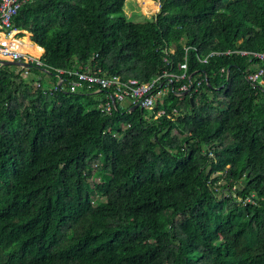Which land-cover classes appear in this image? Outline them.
Segmentation results:
<instances>
[{
    "label": "trees",
    "instance_id": "1",
    "mask_svg": "<svg viewBox=\"0 0 264 264\" xmlns=\"http://www.w3.org/2000/svg\"><path fill=\"white\" fill-rule=\"evenodd\" d=\"M124 1L32 0L13 17L49 72L0 66V264H264V90L245 55L197 58L264 51V0H160L142 20ZM185 45L207 82L151 109L102 111L67 73L53 87L85 65L148 81L179 71Z\"/></svg>",
    "mask_w": 264,
    "mask_h": 264
},
{
    "label": "built area",
    "instance_id": "2",
    "mask_svg": "<svg viewBox=\"0 0 264 264\" xmlns=\"http://www.w3.org/2000/svg\"><path fill=\"white\" fill-rule=\"evenodd\" d=\"M28 1L32 0H0V66L4 65V60L18 61L19 63L16 64L18 68L15 71L19 72L23 78H28L31 75L30 67L33 64L40 66L43 73L49 72V68L40 59L42 51L39 54H34L26 50L23 47L26 45V42L22 39L26 31L16 27L13 22V17L19 7ZM28 37V43L36 45L31 40L30 34H28ZM189 47L191 45H185L184 60L177 63V70L179 71L164 68L161 73L148 81H140L136 77L123 79L118 74L100 73L85 65L81 69L56 68L57 79L53 87H61L63 81L62 74L67 73L72 75V78L68 82V89L70 91L85 87L93 92H103V100L98 103V107L102 111L110 112L117 107L131 109L138 102L137 107L151 109L155 102L160 101L162 96L169 91H172L181 99L185 93L190 92L192 87L197 88L203 81L207 82L206 72H203L202 76L197 78L195 82L192 80L191 73L188 72V60L186 58ZM173 50V46L163 49L165 53L172 52ZM232 52L247 56L248 61L255 65L254 69L246 74V77L253 86H258L264 90V51L262 50L247 48L212 49L205 53L197 54V58L201 62H206L212 55ZM163 60L167 63L169 62L166 54ZM25 63H29L30 65H25ZM220 70L228 72V68L221 67ZM40 85L41 73H37L31 81V86L36 88ZM163 111V109L159 110L155 116L163 113Z\"/></svg>",
    "mask_w": 264,
    "mask_h": 264
},
{
    "label": "rangeland",
    "instance_id": "3",
    "mask_svg": "<svg viewBox=\"0 0 264 264\" xmlns=\"http://www.w3.org/2000/svg\"><path fill=\"white\" fill-rule=\"evenodd\" d=\"M159 5L160 0H152V2L148 3L146 2V0H125L123 4V12L129 19L142 20L145 18L153 17L154 14L158 11ZM26 35L27 34H24L23 37H25ZM8 66L13 70L18 68L16 64H8ZM223 194H226V192L224 191ZM217 236L218 234L215 233L214 237L216 238Z\"/></svg>",
    "mask_w": 264,
    "mask_h": 264
},
{
    "label": "water",
    "instance_id": "4",
    "mask_svg": "<svg viewBox=\"0 0 264 264\" xmlns=\"http://www.w3.org/2000/svg\"><path fill=\"white\" fill-rule=\"evenodd\" d=\"M17 63H19V62L15 61V60H4V64H17ZM25 65H30V64L29 63H25ZM138 104H139V102L137 104H134L133 108L136 107Z\"/></svg>",
    "mask_w": 264,
    "mask_h": 264
},
{
    "label": "crops",
    "instance_id": "5",
    "mask_svg": "<svg viewBox=\"0 0 264 264\" xmlns=\"http://www.w3.org/2000/svg\"><path fill=\"white\" fill-rule=\"evenodd\" d=\"M25 31H26V30H25ZM26 33H27V34H30L29 31H26ZM30 35H31V34H30ZM35 44L38 45L37 43H35ZM38 46H40V45H38ZM40 47H41V49H42V51H43V47H42V46H40ZM47 79H50L49 76H47Z\"/></svg>",
    "mask_w": 264,
    "mask_h": 264
},
{
    "label": "bare ground",
    "instance_id": "6",
    "mask_svg": "<svg viewBox=\"0 0 264 264\" xmlns=\"http://www.w3.org/2000/svg\"><path fill=\"white\" fill-rule=\"evenodd\" d=\"M26 34V33H25ZM22 39H24V37H22Z\"/></svg>",
    "mask_w": 264,
    "mask_h": 264
}]
</instances>
